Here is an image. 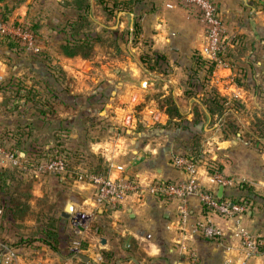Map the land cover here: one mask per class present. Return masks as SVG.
I'll return each instance as SVG.
<instances>
[{
	"label": "crops",
	"instance_id": "obj_1",
	"mask_svg": "<svg viewBox=\"0 0 264 264\" xmlns=\"http://www.w3.org/2000/svg\"><path fill=\"white\" fill-rule=\"evenodd\" d=\"M49 1L57 3L60 10L65 9L64 1L66 0ZM214 1L223 18L233 55L230 57L233 65L225 63L224 67L220 66L215 72L218 78L214 81L218 82L221 94L227 97L229 102L237 100L246 106L253 103V107L249 106L251 117L256 119L264 116V0ZM38 2L39 0H6L7 5L12 8L11 20H28L38 27L39 22L46 25V16L37 15L34 11ZM93 2L95 6H98L95 0ZM140 3L138 13L141 15L143 25L142 37L149 45L145 47L165 58L163 63L165 68H168L165 70L169 76L168 83L171 86L176 83L177 90H166L169 84L165 81L157 83L158 78L146 76L143 78L144 73L142 74L141 69L132 62H126L125 65L118 63L124 66L122 73H118L115 68L120 69L115 67V63L89 61L79 55H66L61 50V42L57 48L52 46L51 39L57 26L48 28L46 52L50 54L52 50L56 51V58L60 61L54 63L57 67L51 64L46 66L52 75L58 69L68 72V76L73 78L72 88L69 89L64 100L73 101L76 109L64 117L68 118V128H72L77 137L73 147L66 146L70 154L74 155L76 159L74 162L76 164L79 162L80 165V161H87L86 164H82L92 168L100 166L113 178L121 175L115 167L122 165L126 174L136 177L142 186H147L156 179L182 180L185 177L182 170L173 166L171 157L177 152L176 145H180L186 132L179 131L170 125L169 117L160 108L159 101L172 93L180 103L186 118L194 117L189 100L179 88L182 82L179 76L182 75L181 72L187 64L184 63V59H188L196 50L203 49L205 29L198 18L192 17L176 1L142 0ZM168 3L173 6L169 7ZM61 12L59 23L64 21L65 16L64 11ZM132 18V15L121 13L117 19L131 23ZM58 28L61 30L60 24ZM240 50L243 54H240ZM12 56L8 43L0 39V84L9 74ZM244 59L248 60L250 68L244 63ZM102 69L111 71L102 73ZM80 75L88 77L92 85H83L79 81ZM159 75L163 73L159 72ZM238 75L242 76L239 77L241 84L236 80ZM161 85L162 92L159 88ZM89 88L92 89L91 92L87 91ZM148 88L154 90L155 94L156 92L160 94L146 95ZM110 90L113 91L111 95ZM1 97L0 95V100H2ZM57 100L61 101L60 98ZM90 106L93 107L91 109L93 112L86 111ZM109 109H111L110 113L105 114ZM129 114L133 116L131 125H127L124 121ZM237 114L239 116L242 111L237 110ZM141 123L156 128V133L160 136H154L156 133L151 136L141 133L138 129ZM30 127L42 128L41 126L35 128V125ZM120 127L135 133L132 132V136H124L116 131ZM208 129L204 128V131L207 132ZM158 138L164 141L159 142ZM184 141L189 144L191 142L187 137ZM211 145L213 150L211 155L208 159H201L199 162L201 185L224 199L249 196L251 209L246 223L253 231L262 232L264 229V147L262 148L258 143L250 147L237 137L221 136L214 139ZM7 166H9L7 162L0 160V167ZM214 167H219L225 175L235 179L239 187L237 185L221 187L213 177ZM68 179L72 180L70 182L72 185L69 187L71 195L68 196L69 199L65 202L60 214L69 202L76 205V211L87 213L89 218L96 222L91 228L89 227L94 230L91 234L93 237L89 241H146L150 247L152 246L147 258L140 259L131 257L132 251L123 249V243L115 246L112 242L111 251L114 258L118 259L116 264H190L182 255V243L195 247L200 257L198 264H242L245 258L241 243L234 234L232 221L207 211L197 196L191 201V223L210 220L223 230L222 238L207 239L192 232L189 226L182 227L175 201L159 200L145 192L142 195H130L114 208L101 209L96 203L94 185L71 177ZM243 181H246L249 189L245 188V184H238ZM37 182L32 193H39L42 190V183L38 180ZM66 219L68 225L64 235L67 234L70 241H86L82 238L87 237L89 228L87 231H78L71 226L72 218ZM12 227L16 226L13 223H2L0 220V244L1 241H17L18 228L13 230ZM103 244L109 245V243ZM16 251L22 260L27 259L33 264H75L74 258L66 259L59 253L53 254L51 248L47 246L42 249L19 246ZM49 251L60 260L63 258L62 261L52 258L53 255H50ZM121 253L125 255L120 256ZM2 261L0 257V264H3ZM247 264H264V249L261 247L256 256L247 260Z\"/></svg>",
	"mask_w": 264,
	"mask_h": 264
},
{
	"label": "rangeland",
	"instance_id": "obj_2",
	"mask_svg": "<svg viewBox=\"0 0 264 264\" xmlns=\"http://www.w3.org/2000/svg\"><path fill=\"white\" fill-rule=\"evenodd\" d=\"M34 11H36L37 15L40 16H46V25H42L41 22H39V27H38V32L35 34L38 35L41 43L45 44L42 47V50L39 53L32 54L27 51H22L20 49H17L15 46L11 45L10 43L8 46L10 47L11 53L13 56L11 57V62H10V70L9 74L6 78V80L3 79V81L0 84V95L2 96V102H0V135L2 138H4V142L6 145L11 146L13 143L20 139L28 150L33 153L35 150L39 151L42 147H46L47 145L50 146H56L61 142L64 147H73V143L76 137V133L73 132L72 128H68L69 125L67 124L68 118H65L64 116L72 113L76 108L74 107L73 101L71 100H64L67 92H69V89L72 88L71 82H72V77L68 76V72H64L63 70H58L56 69L55 73L50 74L49 70L47 68V64L51 65H56L54 63H57L60 61L59 59L56 58V55L54 50L50 54H48L47 51V44H48V28L51 26H57L55 27L56 31L53 33L52 37V46L54 48H57L59 42H61L62 45L65 43V39H67L68 34L63 31V26L69 19H73L77 16V11L73 9L71 6L66 5L65 9L60 10V7L57 3L50 2L49 0H39L37 5L34 7ZM61 11H64L65 16H64V21H61L60 23L59 18L61 16L59 15ZM62 13V12H61ZM94 14V19L89 23H83L82 22V27L85 32L89 33L90 36L93 38L90 39L93 41V48L89 51V53H92V58L90 59H85V60H93L96 62H111L115 63V67H119L120 70H117L115 68V71H118V73H122L121 70L123 69L124 66L118 65L120 64H126V62H132L137 65L138 69H141L142 74L144 75L143 78L148 77V78H158L156 81L157 83L165 81V83H168V78L169 76L167 75V70L168 68H165L164 63L161 61L162 59H157L156 55L154 54V51L152 49L146 48L145 46L147 45V42L144 41V38L142 37V32H143V25L140 19L141 23V34L140 36L136 35L135 29L131 28L132 23L129 21L127 22H122L119 21L118 19H106V13L103 9L102 5L94 6L93 7V12ZM11 20V19H10ZM11 21H15L14 19ZM25 21V20H23ZM60 24V28H58V25ZM87 26L85 27V25ZM113 27V28H112ZM114 29V30H113ZM34 30V29H33ZM81 33H84L83 31ZM97 37V38H96ZM68 40H72L68 38ZM46 47V48H45ZM62 52H64L66 55H70L67 50L64 48L61 49ZM201 51V50H200ZM50 52V51H49ZM61 52V51H60ZM198 50H196L191 56L188 57V59H184V63L186 64V67L184 70L181 72L182 75H180V79H182L181 84L179 85V88L185 93V89L187 88V82L189 80V75L193 77V80L195 82V87L194 91L196 92V97H201L203 98L205 96V89L201 85L203 82V79L205 80L206 77L211 81H214V79L218 78L217 75H215V72L219 69L220 66L224 67L225 63L219 60H216L218 62V65L216 66V70L211 72L212 74L207 71V67L205 65L199 66L200 63L205 64L203 60H200L202 57L198 54ZM149 59L152 61L149 62ZM158 61V63H156ZM197 62V63H196ZM148 64L151 63H156L157 69L155 68H148ZM244 63L249 66L250 68V63L248 62L247 59H244ZM128 65V64H127ZM33 69H32V67ZM95 71V70H93ZM110 72V69H102V73ZM156 71V72H155ZM155 72V73H153ZM159 72L163 73V75H159ZM195 72V73H193ZM126 73V72H125ZM193 73V74H192ZM57 74V76H55ZM124 76V75H123ZM173 76V75H172ZM109 77V76H107ZM117 77V76H116ZM238 77H242L239 76ZM133 78V76H131ZM165 78V79H163ZM79 81L82 82L83 85H92L91 81L88 77L80 75L79 76ZM5 82V83H4ZM8 83H21L23 85H31L34 87V90L37 92L39 91L41 93V97L48 98L50 96L53 98L55 96V100L53 102L56 105V110L58 112V117H55L52 119H42L41 117H38L37 115V110L36 108L31 104L23 105V106H18L14 112L13 111H6L3 106V96L4 95H11L13 92L11 91L12 89H16L17 86L15 85L13 87V84L11 86L7 85ZM216 87L219 90V84L217 81L213 82ZM169 84V83H168ZM6 85V86H5ZM175 83L174 86H171L169 84L168 88L166 90L170 91L173 89L174 91L177 90L178 86ZM183 85V86H182ZM212 85V86H213ZM176 86V87H175ZM192 87V86H188ZM160 92H162V85L159 87ZM208 91L210 90V86L207 88ZM88 92H91L92 89L89 88L87 90ZM86 91V92H87ZM113 91L110 90V95ZM160 92H154L151 88H148V91L145 92L146 95H153L158 96ZM152 93V94H151ZM221 93V92H220ZM57 98H60L61 101H58ZM253 103H250L248 106L245 104H242L240 106V110L242 111V114H237L238 119L241 122L242 125V133L240 135H232L231 137H237V139L242 140L243 143L247 144L248 146H252L253 142L255 139L253 138L254 135L248 133L249 129L256 124L257 120L252 118L249 111L250 107H253ZM196 105V104H194ZM230 106L233 110V112L236 113L237 110L236 107H239V104L235 103H230ZM97 107V106H94ZM93 107H87L86 111L91 112ZM109 109L105 114L110 113ZM93 112V111H92ZM186 118V117H185ZM194 117L188 119H183L180 122H178V127H176L177 130L181 131L184 130L186 134L184 135V138L182 139L180 145H176L178 150H176L178 153H196L198 156V161L200 162L201 159H208V157L211 155L213 150H211L212 145L211 143L213 142L214 139H216L218 136L223 137L221 128L215 129L214 127H219L220 125V120L217 121V124L213 127H211L213 124L206 123V120L200 121V123L195 124L193 123ZM224 121V120H223ZM219 122V123H218ZM35 128L37 127H42V128H37L33 129L30 126H34ZM117 125V124H114ZM204 128H209L207 132L204 131ZM123 127H120L119 130H116L117 133H122L124 136H132V132L135 133V131L130 132L129 129H125ZM141 133H144L146 136L153 135L156 133V128H152L149 125H144V123H141L140 128H138ZM124 130V131H123ZM179 135V134H175ZM156 137H159L160 134L157 135V133L154 135ZM190 139V144L187 142L185 143L184 140ZM180 138V137H179ZM159 140L157 141H164L162 138H158ZM69 144H66V143ZM262 146L264 147L263 142H259ZM33 148V149H31ZM68 149V148H67ZM211 150V151H210ZM75 157L73 154H71V159H70V166H71V172L68 174L65 173H53V174H37L36 172L33 171L32 166L27 167L25 170H23V173H17V176H21L25 178V181L33 183L32 184V189L34 190V186L36 185L37 180L42 183V187L39 193H34L37 197L44 198L48 202L45 201V205H42L40 208L38 207L37 203L40 204V201L37 199H34L32 201V204L34 205V213L28 217L24 222H14L18 226V232L22 234H30L33 233V235L36 232V229L38 226H40V217H41V211L43 209H48L52 215L55 217V221H57L58 216L60 215V211L64 208V204L67 201L68 196L71 195L69 187L72 185L70 182L72 181L71 179H68L69 177L74 178L75 180L77 178V172L79 171L80 168H87L84 164L87 163V161H80L79 163L76 164L74 161ZM84 163V164H82ZM82 166V167H81ZM5 168L9 169H14L10 166H7ZM219 167H214L213 172L218 169ZM23 169V168H22ZM229 177V176H228ZM231 177V176H230ZM67 181V183H65ZM81 181V180H79ZM246 182V181H245ZM243 182H239L238 184H245ZM38 183V182H37ZM237 185V184H236ZM248 185V184H247ZM44 186V189H43ZM239 187V185H237ZM58 190H56V189ZM45 190L44 192H42ZM47 191V192H46ZM42 192V193H41ZM54 198V199H53ZM42 202V201H41ZM44 202V201H43ZM107 209V208H106ZM3 213V212H2ZM2 215V214H0ZM0 220L2 222H10V219L7 220H2L4 216H0ZM85 223L87 224L88 228L96 224L95 221L91 220L89 217H82L81 218ZM247 216L243 217L242 220V225L245 227H248L246 220ZM68 222H65V224H61V237L62 241H53V247H56L55 250L52 253H59L62 255L63 258L66 257V259L69 258H74L75 264H102L99 259L96 258L97 254H101L102 256L103 251L107 252H112L111 251V245L112 242H114L115 246L121 245L123 243L124 247L123 249H130V253H133L132 256H135L137 258L142 259L143 257L148 256V253L150 252L151 247L149 246L150 244L146 241H106V244L109 243V245H104L103 241H89L94 233V230L89 228V234L87 237L82 238L86 241H70L68 235L65 234V229L66 225ZM70 225V223H69ZM71 226L73 229H77L78 231L80 230V226L78 224L73 222L71 220ZM16 227H12L13 230H17ZM87 228V229H88ZM249 228V227H248ZM92 231V232H91ZM65 239V240H64ZM18 240V239H17ZM108 242V243H107ZM21 244L22 246H32L35 248H40L42 247H49L46 243H43L42 241H1L0 244V250H1V245H8L12 248H14L12 245L15 244L17 245ZM26 243H31L30 245ZM12 244V245H11ZM17 250V248H14ZM34 250V249H33ZM37 251H40L39 249H36ZM50 252V251H49ZM50 252V255L52 254ZM52 254V255H53ZM135 254V255H134ZM121 255H125V253H121ZM0 253V257H1ZM118 256V258L120 257ZM52 258L56 259V261H62L60 260L58 256H51ZM94 257V258H91ZM111 258L109 264H116V258L113 257H108ZM59 259V260H58ZM89 259V260H88ZM96 259V260H95ZM3 260V259H2ZM27 260V259H26ZM118 260V259H117ZM3 262V261H2ZM120 264V263H118Z\"/></svg>",
	"mask_w": 264,
	"mask_h": 264
},
{
	"label": "trees",
	"instance_id": "obj_3",
	"mask_svg": "<svg viewBox=\"0 0 264 264\" xmlns=\"http://www.w3.org/2000/svg\"><path fill=\"white\" fill-rule=\"evenodd\" d=\"M98 5H102L103 9L106 13V19H117L118 15L121 13H126L129 15H132V26L131 28L135 29V34L140 36L141 34V21H140V13H138L141 1L142 0H95ZM64 6L66 5L71 6L73 9H75L78 13L77 16L73 19H69L65 25L63 26V31H65L69 37L65 39L64 45H62V48L67 50L69 52V56H75L79 55L82 56L84 59H90L92 58V51L89 53V51L93 48V41L90 40L93 37L89 35V33L84 31V27L82 26L83 23H88L94 19L93 17V7L94 2L93 0H66L64 1ZM11 11L12 8H10L6 0H0V16L4 20H10L11 19ZM29 25H31L32 29L37 33L38 32V26L33 24L31 21L25 20ZM91 23V22H90ZM89 25V23H88ZM87 24L85 25V27ZM83 27V28H82ZM113 28V27H112ZM114 30V29H113ZM84 33H81V32ZM68 38L72 40H68ZM97 38V37H96ZM0 39L3 41H6L8 44L10 43L15 46L17 49L23 50L15 39L8 37V36H0ZM236 42V40H233ZM231 46L228 45V47L220 53V61L229 64L230 66L233 65V62L230 60V57L233 56L231 53ZM244 49V48H243ZM241 49V50H243ZM240 50V54H243V52ZM198 54L202 57L200 60H203L205 64L200 63L199 66L205 65L208 69L207 71L212 74L216 70V66L218 65V62L216 60L205 58L201 51L198 50ZM157 59H162V62H165V58L160 55L157 52H154ZM151 60L149 59V62ZM152 62V61H151ZM158 63V61H156ZM156 63L148 64V68L157 69ZM197 63V62H196ZM195 73V72H193ZM192 73V74H193ZM245 73V72H244ZM243 74V73H242ZM244 75V74H243ZM246 75V74H245ZM244 75V76H245ZM189 80L187 82V88L185 89V96L189 100V103L191 105L192 111L194 112V119L193 123L198 124L200 121L206 120V123L213 124L211 127L215 126L217 124V121L220 120L219 127L215 128H221L222 134L224 138H229L232 135H240L242 133V125L240 120L238 119V116L235 112H233L230 103H237L239 104V107H236L235 110H240V106L242 103L237 100L230 101L227 99V97L223 96L216 87L211 86V81L209 79L204 80L201 84L205 91V96L203 98L196 97V92L194 91L195 82L193 80V77L189 75ZM236 80L239 84H241V78L236 77ZM13 84V87L16 85V89H12L13 92L11 95H4L3 96V106L6 111H13L18 106H25L29 103H31L37 110V116L41 117L42 119H52L55 117H58V112L56 110V105L53 102V98L48 96V98L41 97V93L36 90H34V87L31 85H23L21 83H8L7 85L11 86ZM6 86V85H5ZM192 86V87H188ZM210 86V90L208 91V87ZM56 99V98H55ZM56 101V100H54ZM196 104V105H194ZM160 108L167 114L169 117V123L171 126L178 127V122H180L183 119H186V114L182 112L180 103L176 100V98L171 93L169 96L165 97L164 99L159 101ZM224 120V121H223ZM257 122L254 124L251 129H249L248 133L254 135L253 138L255 141L253 144H257L259 142L264 143V116H260L256 118ZM168 123V124H169ZM219 123V122H218ZM4 138L0 135V142H2L4 145L5 142L3 141ZM61 142H59L56 146H46L42 147L39 151H34L31 153L30 150L25 148L22 141L20 139L16 140L13 145L8 146L9 149L15 150L18 153H24V162L25 166L21 168H14L9 169L5 167H0V205L3 209V216L4 220L10 219V222H2V223H13V225L18 226L14 222H24L28 217H30L35 211H34V205L32 204V201L36 199V195L32 193V184L30 182L25 181L24 177L17 176V173L22 172L27 167H30L44 159H50L54 157H61L65 156L68 158V166L69 171H67L65 174H68L71 172V166H70V159L71 154L69 150L64 147ZM178 153V152H175ZM183 154L193 161H195L199 165L198 156L196 153H178ZM79 163V162H78ZM77 163V164H78ZM23 168V169H22ZM88 171L99 173V174H106L107 172L102 167H87ZM220 170V168H218ZM221 171V170H220ZM242 185V184H241ZM245 188L249 189V186L246 185ZM37 199L40 201V204L37 203L38 207L40 208L42 205H45L44 198L37 197ZM236 202H243L249 205V208L251 209V198L249 196H244L236 199H231ZM42 201V202H41ZM44 201V202H43ZM40 226L37 227L36 232L34 235L33 233L30 234H21L18 232V240L17 241H39L46 243L53 251L56 247H53V241H62L61 238V224H65L67 222V219L62 217L61 214L58 216L57 221H55L54 215L49 212L48 209H43L41 211V217H40ZM30 245L31 243H26ZM12 245V244H11ZM14 248H17L19 246H22L21 244L12 245ZM103 262L102 264H109L110 259L108 257H113L112 252H105L103 251Z\"/></svg>",
	"mask_w": 264,
	"mask_h": 264
},
{
	"label": "built area",
	"instance_id": "obj_4",
	"mask_svg": "<svg viewBox=\"0 0 264 264\" xmlns=\"http://www.w3.org/2000/svg\"><path fill=\"white\" fill-rule=\"evenodd\" d=\"M165 1L170 2L172 0ZM173 1H176L192 17L198 18L203 23L205 45L201 50L202 55L208 59L219 60L220 53L230 45V41L217 3L214 0ZM167 5L169 7L173 6L171 3ZM0 36H8L15 39L23 50L32 54L39 53L43 47L31 25L23 20H4L0 16ZM124 121L127 125H131L133 116L131 114L127 115ZM23 157L24 153L20 154L15 150L9 149L0 142V160L7 162L10 167H24ZM171 162L174 167L185 173L184 179H156L147 186H142L136 177L126 174L122 165L115 167L121 172V175L116 178H113L108 173L99 174L88 171L87 168H80L77 172V178L94 185L96 203L101 209L114 208L124 202L130 195H142L148 192L159 200L175 201L177 203V213L182 227L189 226L192 232L198 233L207 239L216 240L222 238L224 236L223 230L210 220L206 219L191 223V201L197 196L207 211L232 221L234 234L239 239L245 254L242 264H247L248 259L256 256L261 247L264 249V229L262 232H255L242 225L243 217L249 214V205L231 199H224L219 197L216 192L203 187L199 180V165L189 157L174 153L171 157ZM68 163V158L65 156L54 157L32 165V169L37 174L66 173L69 171ZM213 177L223 188L237 184L235 179L228 177L219 169L213 172ZM2 212L3 209L0 206V214ZM82 217L89 216L79 210L71 218L76 225L80 226L78 227L80 230L87 231L88 226L81 219ZM181 250L182 255L186 257L190 264H198L200 262V257L195 247L182 243ZM0 253L3 264H33L29 260H22L17 251L8 245H1ZM96 258L101 263L103 262V257L100 253L96 255Z\"/></svg>",
	"mask_w": 264,
	"mask_h": 264
},
{
	"label": "water",
	"instance_id": "obj_5",
	"mask_svg": "<svg viewBox=\"0 0 264 264\" xmlns=\"http://www.w3.org/2000/svg\"><path fill=\"white\" fill-rule=\"evenodd\" d=\"M219 197H222L221 195H219ZM76 212V205L73 202H69L67 203V205L65 206L64 211L62 212V216L65 218H71L72 215ZM103 243H106V241H103Z\"/></svg>",
	"mask_w": 264,
	"mask_h": 264
}]
</instances>
